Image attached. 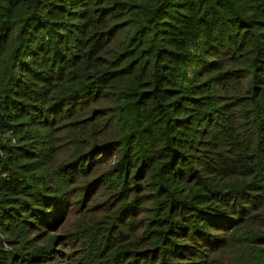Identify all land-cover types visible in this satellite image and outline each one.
Masks as SVG:
<instances>
[{"label": "trees", "instance_id": "1", "mask_svg": "<svg viewBox=\"0 0 264 264\" xmlns=\"http://www.w3.org/2000/svg\"><path fill=\"white\" fill-rule=\"evenodd\" d=\"M0 232V264H264V0H0Z\"/></svg>", "mask_w": 264, "mask_h": 264}, {"label": "rangeland", "instance_id": "2", "mask_svg": "<svg viewBox=\"0 0 264 264\" xmlns=\"http://www.w3.org/2000/svg\"><path fill=\"white\" fill-rule=\"evenodd\" d=\"M62 232H63V230H62ZM58 233H59V231H53V232H51L47 237V239H46V241H44L46 244H48L49 243V240L52 238V236L53 235H58ZM0 237L1 238H3V239H5V234L3 233V232H0ZM58 243V242H57ZM4 244V246H5V248L6 249H10V248H12L6 241H5V243H3ZM59 249L60 250H65V248L64 247H62V246H60L59 247Z\"/></svg>", "mask_w": 264, "mask_h": 264}]
</instances>
